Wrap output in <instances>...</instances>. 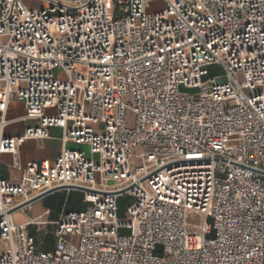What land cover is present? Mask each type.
Here are the masks:
<instances>
[{
	"label": "built area",
	"instance_id": "2783aa9c",
	"mask_svg": "<svg viewBox=\"0 0 264 264\" xmlns=\"http://www.w3.org/2000/svg\"><path fill=\"white\" fill-rule=\"evenodd\" d=\"M43 1L0 0V158L53 128L88 152L0 178V264H264V0ZM54 190L84 208L16 225Z\"/></svg>",
	"mask_w": 264,
	"mask_h": 264
},
{
	"label": "crops",
	"instance_id": "0c3cea01",
	"mask_svg": "<svg viewBox=\"0 0 264 264\" xmlns=\"http://www.w3.org/2000/svg\"><path fill=\"white\" fill-rule=\"evenodd\" d=\"M24 116V105L20 102L13 101L6 117L7 121L13 122ZM30 125H34V123H14L7 126L3 134L5 137H18ZM62 135L63 132L61 129L53 128L50 130L49 139L27 141L19 148L16 155L3 154L0 158V178L9 183L17 184L20 181L23 170L28 164L46 160L53 162L62 149L78 148V146L72 143L64 144ZM82 198L83 196L79 192H56L34 203L32 210L26 212L29 214L28 218L25 217L24 212L15 214L14 218L18 217L19 224L26 223L29 221L28 219H37L40 222H55L59 219L63 211H73L72 209L76 206L75 204H82ZM29 231L34 237L41 234V232H36L34 227H31Z\"/></svg>",
	"mask_w": 264,
	"mask_h": 264
},
{
	"label": "rangeland",
	"instance_id": "374dc122",
	"mask_svg": "<svg viewBox=\"0 0 264 264\" xmlns=\"http://www.w3.org/2000/svg\"><path fill=\"white\" fill-rule=\"evenodd\" d=\"M24 5L28 8V9H43L45 7H47V3L43 0H23ZM156 9H161L162 8V4L159 3L157 4V6H155ZM210 72V76L214 77V76H220L222 75V71L218 68V67H212L209 69ZM57 78L61 79V80H66V76L61 73V72H57L56 73ZM239 80L242 81V76L239 77ZM130 99H127L126 102H129ZM50 113V112H49ZM134 115L132 113H128V124L129 126L133 125V120H134ZM77 149H83L86 152H88V148L87 147H78ZM133 199L127 196H123L120 199V213H119V218L122 220L127 219V215H126V211H127V207L132 203ZM25 217L28 218V215L26 212H24ZM30 220V219H28ZM206 221L205 218L203 217H193L191 218V222L193 224L199 225L202 224ZM15 223H17L16 225L19 224V220L18 217L15 218ZM51 230V229H50ZM36 237V243H37V249L38 250H42L45 252H49V251H53L54 247H55V239L52 235H46L45 233H41ZM72 242L75 244L79 243L78 238H71Z\"/></svg>",
	"mask_w": 264,
	"mask_h": 264
},
{
	"label": "water",
	"instance_id": "95a60500",
	"mask_svg": "<svg viewBox=\"0 0 264 264\" xmlns=\"http://www.w3.org/2000/svg\"><path fill=\"white\" fill-rule=\"evenodd\" d=\"M57 191H60V190H54V191L48 192V193H46V194H44V195H42V196H40V197H38V198L32 200L31 203H36L37 201H40V200L46 198L47 196H49V195H51L52 193H55V192H57Z\"/></svg>",
	"mask_w": 264,
	"mask_h": 264
},
{
	"label": "trees",
	"instance_id": "16d2710c",
	"mask_svg": "<svg viewBox=\"0 0 264 264\" xmlns=\"http://www.w3.org/2000/svg\"><path fill=\"white\" fill-rule=\"evenodd\" d=\"M76 206L74 207V209H72L73 211H80L84 208V205L82 204H75Z\"/></svg>",
	"mask_w": 264,
	"mask_h": 264
}]
</instances>
